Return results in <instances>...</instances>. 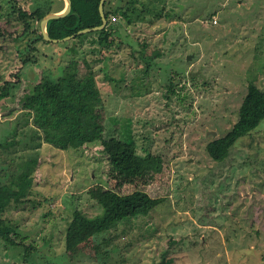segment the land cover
Returning <instances> with one entry per match:
<instances>
[{
	"label": "rangeland",
	"instance_id": "374dc122",
	"mask_svg": "<svg viewBox=\"0 0 264 264\" xmlns=\"http://www.w3.org/2000/svg\"><path fill=\"white\" fill-rule=\"evenodd\" d=\"M35 7L0 0V94L10 91L0 100V264H264V121L226 160L207 151L238 122L249 87L264 92V0H111L108 48L96 34L36 42L41 22L24 31L18 17ZM73 59L82 75L85 60L94 72L109 133L155 156L139 176L114 173L102 143H44L24 109V96ZM32 159L23 197L19 176ZM108 191L163 202L126 231L68 252L74 211L97 215Z\"/></svg>",
	"mask_w": 264,
	"mask_h": 264
},
{
	"label": "trees",
	"instance_id": "16d2710c",
	"mask_svg": "<svg viewBox=\"0 0 264 264\" xmlns=\"http://www.w3.org/2000/svg\"><path fill=\"white\" fill-rule=\"evenodd\" d=\"M36 7L30 13L19 11V20L23 22L24 31H29L31 20L38 23L51 13H60L63 8L54 10L56 0H33ZM101 0H72V11L63 19L53 20L47 24V32L52 39L62 40L76 35L79 31L99 27L103 24L99 11ZM104 6L105 15L109 22L103 30L76 35L72 41H80L96 34L103 48H108L111 30V13ZM127 16L122 10H117ZM34 32V30H33ZM44 41L42 34L36 42ZM69 43V42H62ZM87 72L82 75L80 62L71 60L64 67L62 74L56 79L44 78L32 92L26 94L23 101L24 109L31 114L32 122L40 131L44 143L63 151H76L96 143H102L105 153L111 161L112 171L125 179L139 176L147 167L156 161L155 156H141L135 142L127 143L110 134L105 128L102 114L103 102L100 90L95 81L90 64L83 62ZM6 87L11 84H5ZM10 91L4 89L0 100L8 98ZM264 121V92L256 86L249 87L239 111V120L231 131L223 138L214 140L207 145L210 157L217 162L226 160L231 149L241 138L251 134ZM36 159L28 160L19 176V192L23 197L28 196L32 187V172ZM147 168V169H149ZM101 212L93 217L86 216L80 210H75L69 224L66 236V250L73 251L83 244L94 240L102 234L112 235L119 228L126 231L139 220L148 217L161 203L162 199L152 198L144 191H135L129 195H120L114 191L106 192L99 200ZM11 244H15L11 239ZM26 248L25 258L30 256ZM159 264H172L171 259H164Z\"/></svg>",
	"mask_w": 264,
	"mask_h": 264
},
{
	"label": "water",
	"instance_id": "95a60500",
	"mask_svg": "<svg viewBox=\"0 0 264 264\" xmlns=\"http://www.w3.org/2000/svg\"><path fill=\"white\" fill-rule=\"evenodd\" d=\"M65 1H66L67 5H66V8L64 9V11H62L60 13H51V14H48L41 21V32H42V36H43V38H44L45 41L53 42V43L65 42V41L74 39L76 37V35H82V34H88V33L95 32V31H100V30H103L107 26L108 20H107V17L105 15L104 6H105V3L108 0H101L100 1V4H99V11H100V15H101L102 21H103V24L101 26L94 27V28H87V29L81 30L76 35H73L71 37L64 38L62 40L52 39L49 36L48 32H47V24L50 21L65 18L72 11V0H65Z\"/></svg>",
	"mask_w": 264,
	"mask_h": 264
}]
</instances>
